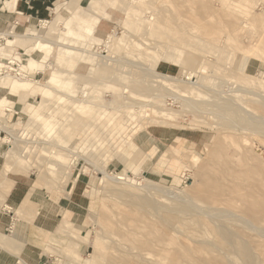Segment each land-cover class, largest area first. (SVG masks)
I'll return each instance as SVG.
<instances>
[{"label":"rangeland","instance_id":"rangeland-1","mask_svg":"<svg viewBox=\"0 0 264 264\" xmlns=\"http://www.w3.org/2000/svg\"><path fill=\"white\" fill-rule=\"evenodd\" d=\"M67 1L56 27L46 24L54 20L53 12L40 25L27 24L16 34L43 28L41 38L57 41L64 36L72 47L91 46L97 54L106 45L103 53L116 63L105 73L100 62L86 60L84 55L62 57L66 62L60 65L56 47L50 60L52 71L36 72L35 64L26 69L39 82L24 88L26 102L33 105L27 116L21 98L0 89V98L7 97L15 104L11 117H1L0 109V126L23 133L24 123L44 101L41 88L54 71L63 68L66 72V82L52 86L54 93L43 104L40 117L45 120L28 124L29 133L17 145L2 141L7 144L3 154L13 151L18 156L10 162L8 170H13L7 175L28 170L24 175L40 194L39 202L29 197L28 214L37 216L45 207L44 193L56 199L74 196L71 216L60 217L64 220L56 224L55 232L40 236L44 264H81L79 261H91V255L98 258L95 264H264V136L251 127L264 130V100L237 92L245 83L243 73L264 79V0H232L245 2L243 14L235 11L240 10L235 8L237 3L226 8L221 0H114V4L112 0H77L71 14L73 0H58L55 5L52 1L46 6L54 9L57 3ZM105 13L110 19L102 21L94 36L100 41L95 42L91 37L94 28L85 23L80 26V17H104ZM68 30L73 36L67 35ZM81 30L86 31L82 37ZM109 36L111 43H107ZM123 36L130 41L120 45L118 39ZM4 44L0 41V46ZM149 48L174 51L186 62L182 67L160 62L158 73L181 78L183 69L184 81L203 82L206 88L187 87L189 103H181L159 88L165 96L159 105L152 100L156 91L149 85L154 79L137 67L154 53ZM26 49L19 42L11 53L22 57ZM28 51V57L44 55ZM169 66L175 73H166ZM12 82L4 83L14 85ZM216 102L221 105L217 107ZM223 104L232 109L226 118L220 116ZM156 108L179 115L164 118L155 113ZM242 108L247 115L238 111ZM18 122L24 125L16 129L13 125ZM8 137L0 128V139ZM21 152L23 157L18 155ZM100 165L110 175L129 174L128 181L139 190L145 187L139 185L145 177L158 183L163 191L162 198L156 196L160 209L142 204L135 195L118 197L111 192L103 174L95 169ZM181 165L184 168L179 172L173 168ZM75 204H82L80 212ZM181 204L189 208L188 213L171 212ZM76 211L79 216L75 217ZM25 214L17 215L18 219L32 225L33 216ZM65 223L85 237L87 244L74 235L59 234ZM25 225L20 226L24 234L28 231ZM136 226H143V231L136 234ZM72 242H79L82 258ZM242 245L250 247L249 253Z\"/></svg>","mask_w":264,"mask_h":264},{"label":"crops","instance_id":"crops-1","mask_svg":"<svg viewBox=\"0 0 264 264\" xmlns=\"http://www.w3.org/2000/svg\"><path fill=\"white\" fill-rule=\"evenodd\" d=\"M52 1H54L53 5H55V3L58 0H0V32H3L0 33V40L1 37H4V40L2 41H5V44L0 46V51L1 49L4 50V52L1 55H4L5 58L16 57L18 60L22 61L24 67L29 70H31V67L35 64L36 72H46L47 70L52 71L54 69V66L51 65L50 60L56 48L52 50V54L50 56H46L45 53L40 57L38 55L37 56L35 55V57L34 56L28 57L27 55L28 50H32V51L36 50V52L39 54L50 49L49 48L50 45H48L45 42L40 44H34L31 43L30 41L27 42L28 39L30 38L37 36L40 37L39 34L42 28L40 30L38 29L29 30V32L26 35L20 36L16 34L17 31H22L24 28H27L28 26L27 24L38 23L40 25L42 22H44L43 18L51 16L53 12L55 18L53 21H49V22H52L56 27L58 19L63 18L62 11L66 10V9L63 10V8L66 5V3H68V1L65 3H57L54 9L48 6L49 4H52ZM46 3H48L47 6ZM69 14H71V12ZM83 18L84 17H80V21ZM108 19H110V17L109 14L107 13L104 14V17L101 16L99 17V21L91 33L92 34L91 37L93 41L95 42L100 41L94 38V36H96L95 33L98 30V28H100L102 21ZM81 25L84 24H80V26ZM85 26L88 28L87 25ZM9 29L10 31H7ZM86 31L83 32L81 30V37H82V33H86ZM45 33L47 36L48 31ZM67 35H69L70 37L73 36V31L68 30ZM19 42L22 44V46L27 48L26 53L22 57H20L16 53L15 54L11 53L12 49ZM4 56L1 57L4 58ZM28 58H30L31 60H28ZM55 59L57 63V58ZM165 68H166V73L168 74H173L176 71L173 67L170 66ZM0 89L8 90L9 94L20 97L21 98L20 101L24 105L23 113L26 116L29 114L33 105L26 102L25 99L26 96H24L25 91L16 88L12 84L5 85V83L0 85ZM0 101H1L0 109L1 112H3V115H1V117L3 116L11 117L14 113L13 112L15 106L14 102L10 101L7 97L0 98ZM27 122L24 124L27 125ZM21 124H22L21 122H18L17 124H14L13 127L16 129L21 128L24 125L23 124L21 126ZM5 146H7V144L3 143L1 138L0 139V174L3 173V170L7 164V159H5L6 163L4 161L7 152L3 154ZM12 170L13 168L9 172H11ZM28 173H29L28 170L26 171L24 170V174H28ZM24 174L18 173V174H8L6 176L0 175V264H44L45 260L43 255L41 254L39 247L40 236L52 234L53 232H55L56 224L64 220V219H60V217L65 218L68 214H70L71 216V214L73 213L71 204L73 202L74 196H69L67 198L58 197V199H56L53 196H49L48 194L44 193L43 195L42 194L41 195H42V203L45 205V207L44 208L41 207L39 209V214L37 216L34 214H28L27 212L29 209L26 210L25 216L27 218L29 216H33L32 225H30L28 222H21L17 217V211L22 209L25 201L29 197H31L32 200H35L37 202L41 201L40 194L38 192L35 193L36 188L34 183L29 180V176ZM33 204H35L34 201ZM75 205L77 206V211L80 212V210L83 208L82 204L81 205L75 204ZM77 211L74 214L75 217L79 216ZM74 220H75L74 222H78V219H74ZM25 224H28L29 226H26ZM24 225L25 228L28 229V231L25 234L24 232L21 231L22 230L21 227L22 226L24 227ZM15 227L17 229H15ZM70 227H72L70 223H65L63 226L59 228L58 233L67 236L74 235L73 238H77V240H80L81 243L85 244L84 242L85 237L82 238L79 234L72 232L70 230ZM52 241H55V239H52ZM71 245H74L77 256L82 258V256L77 250L79 247V242H72ZM68 256H70L69 253ZM79 263L84 264L82 261H79Z\"/></svg>","mask_w":264,"mask_h":264},{"label":"bare ground","instance_id":"bare-ground-1","mask_svg":"<svg viewBox=\"0 0 264 264\" xmlns=\"http://www.w3.org/2000/svg\"><path fill=\"white\" fill-rule=\"evenodd\" d=\"M103 1H107V0H103ZM244 1V0H243ZM78 3L77 0H73V2L70 4L69 6V11L71 13H74L76 10V4ZM112 3L114 4V0H112ZM234 3H237L235 1H232V0H221V6L223 7H226V8H230L231 6L234 5ZM82 4V3H81ZM245 4V2L243 3ZM242 3H237V6H235L236 9H240L239 11L238 10H235L236 12H239L241 14L244 13L243 10H241L242 6H243ZM244 7V6H243ZM99 21V16L97 17H93V16H86L84 17L81 22L85 25H87L88 27H91V28H94L97 23ZM254 22V21H253ZM46 23V22H45ZM47 26H54L52 22H49V23H46ZM251 24V23H250ZM245 25V24H244ZM46 26V25H45ZM246 27V26H244ZM43 29V28H42ZM4 35V34H3ZM7 36V35H6ZM14 36V35H13ZM16 36V35H15ZM21 36V35H20ZM19 36V37H20ZM26 37V36H24ZM26 39V38H24ZM110 39L112 40V36H109V41L107 43H111L110 42ZM1 40H4V37H1ZM67 40L68 38L66 39L64 36H62L60 39L58 38L57 41H49L45 38H41V37H33V38H30L28 39L27 42H31V43H34V44H40V43H47L48 45H50V49L47 50V51H44L42 52V54L45 53L46 56H50L51 53H52V50L54 49V47H59V50H58V53H59V56L62 58L64 57V59H68V58H73L75 56H78V55H84L83 57H86V60L90 59V60H93V59H96L98 62H100L101 64V71L102 73H105L108 68H110V65L111 64H114L116 63L115 60H113L112 58L108 57L107 55H105L103 53V51H105V48H106V45H103L104 46V49H102L101 53L97 54L95 53L94 50L91 49V46H86L85 48H78V47H72L71 45H69L67 43ZM119 40V43L120 45H124V44H127L130 40L126 37V36H123L121 37ZM137 46L140 47L142 46L140 43L138 44L137 43ZM40 48V47H39ZM37 49V48H36ZM147 50H153L154 53L149 57V60L147 61L146 64H140L139 66H137L140 70L143 71V73L145 74H148L151 78H153L154 80H151V83H149L150 85V88L155 90L156 94L153 95L152 97V100H156L158 102V104H162L164 99H165V96L160 94L159 92V88L167 91L168 94H170V96L172 98H174L175 100H180L181 103H189L190 99H189V92L187 91V87H190L191 89L194 88V89H205V85L201 83H199L198 81H191V82H186L184 81V79L182 78L184 73H185V70L182 69V77L179 78V77H176V76H168V75H162L160 73L157 72L156 70V67L157 65L160 63V62H169V63H178V65H180L181 67L184 65H186V62L184 61V59H182V56L181 55H177L174 51H171V50H160L159 48H149ZM29 51H27L28 53ZM36 52V50L34 51ZM3 53V49H1L0 51V85H2L5 81H7L8 79H12L14 82H12L16 88L22 90V91H26L25 89L27 87H34L35 84L39 83L38 81L32 79L33 77V73H28V70H26V68L24 67L23 65V62L18 60L16 57H8V58H5L4 55H1ZM107 53V52H106ZM1 56H4L1 57ZM64 59L62 58L61 61L59 60L57 64H60V65H63L65 64L66 61H64ZM117 63H121V62H118ZM15 65H17V67H15ZM197 67V66H196ZM203 71H206V67H204V70ZM14 73V74H12ZM66 74L65 70L62 69H58L57 71H54L53 73V76L51 77V79L47 82L46 86L44 88H41V91H43L41 94L43 97H44V101L43 103L39 106L38 110L35 111L34 115L33 116H30L28 122H27V127H26V130L23 132V133H15L13 132L12 130L10 129H6L5 127L3 126H0L1 130H4L6 131L8 134H9V137L8 139H2L3 142H6L7 143H12L14 145H17L19 143V141H22V140H25V135L29 133L30 130H28L27 128H29L28 124L34 122L35 120H45L46 117H40V111L41 109L43 108V104L45 103L46 104V99H48L47 97L50 96V94L54 93L53 91V88H51L52 86H55V85H60L62 83H65L66 82V79L64 78V75ZM75 77H77L76 74H74ZM244 80H245V83L244 85L239 88V90H237V92H241L243 93L244 95L246 94H249L250 96L254 97V98H260L261 100H264V95L261 94V91H264V79H258V78H255L254 76H251V75H248L246 73H243L242 74ZM157 85V86H156ZM25 88V89H24ZM73 93V92H72ZM173 93L176 95H173ZM172 94V95H171ZM73 97V96H71ZM23 98V96H22ZM173 99V100H174ZM49 100V99H48ZM232 100V99H230ZM229 100V101H230ZM234 100V99H233ZM220 101V100H219ZM212 102V101H211ZM231 102V101H230ZM236 102V101H234ZM1 103V101H0ZM210 103V102H209ZM218 104L220 103H215V105L218 107ZM231 104V103H229ZM221 105V104H220ZM227 105V104H226ZM234 105V104H233ZM196 106V105H195ZM198 106V105H197ZM231 106V105H230ZM167 107V106H166ZM185 107V106H184ZM240 107V106H239ZM196 108V107H195ZM241 108V107H240ZM157 109V108H156ZM155 109V110H156ZM220 109V107H219ZM186 110V109H185ZM222 111V114H220V116H224L223 118H226L225 115H227L229 113V111H231L232 109L231 108H228V107H224V104H223V107L220 109ZM9 111V110H8ZM236 111V110H235ZM238 111H241V112H245V109H239ZM14 112V111H13ZM210 112V111H209ZM212 112V111H211ZM234 112V111H233ZM159 116L161 117H164V118H171V117H174V118H177L179 115L177 112H172L170 110H159L157 109L156 112ZM246 115L248 114L247 111L245 112ZM244 113V114H245ZM206 114V113H205ZM154 115V114H153ZM218 115V113H217ZM235 115H237L235 113ZM239 115V114H238ZM241 119L242 115L240 114L239 115ZM154 117H156L154 115ZM232 118V117H230ZM233 119V118H232ZM251 119V118H250ZM231 120V119H230ZM235 120V119H233ZM232 121V120H231ZM236 122V120H235ZM253 122H256L255 120ZM43 124V122H41ZM230 124H233V121L230 123ZM235 124V123H234ZM260 125V124H258ZM257 125V126H258ZM232 126V125H231ZM252 128H258L257 129V132L259 130V132H261V136L263 135L264 136V130H262L261 128L259 127H256L254 125L251 126ZM254 131V130H253ZM216 141L214 142V144L216 145L217 143V138H215ZM6 140V141H5ZM129 141V139H128ZM127 141V142H128ZM180 151V150H179ZM19 156H22L24 155L23 152L19 153L18 154ZM15 157H18L17 154L13 151H9L8 154L6 155V158L7 159V164L3 170V173L0 174L1 176H6L7 173H8V167L10 165V162L15 159ZM200 159V156H197L195 158V160L199 161ZM259 160V159H258ZM262 163H264L262 161ZM89 164V163H88ZM135 163H132L131 165H133ZM199 164V162L196 163V165ZM130 165V166H131ZM90 166H93V165H90ZM256 166V165H254ZM199 167V166H198ZM176 171H181L184 167L181 165L179 167H173ZM96 171H98L100 174H103V176L105 177L104 178V183L106 186H108L110 188V191L111 192H114L115 194L118 195V197L120 196H127V195H130V196H134L135 195V198H137L139 200V202H143L142 204H145V205H157V207L159 208V205L158 204H161L160 202L156 201L157 197H160L162 198L163 196L161 194H163V191L162 189L160 188L161 186L158 185V183H155V182H150V181H147L146 180V177L143 181V183H140L139 185H142L144 188L143 189H140L141 191H145L146 193L145 194H142L140 192V190L138 189V186H135L133 184H131L128 179L130 178L129 174H117V175H110V173L107 171L106 167H103V166H96L95 167ZM69 175V174H68ZM78 175V174H77ZM70 176V175H69ZM77 178L76 177L74 179V183H76L77 181ZM263 179V178H262ZM72 183V182H71ZM145 183V184H144ZM150 190H154L155 193H151ZM92 195L94 193V191H91L90 192ZM157 196V197H156ZM156 202V203H155ZM158 202V203H157ZM162 202V201H161ZM179 203V202H178ZM163 204V203H162ZM264 204V203H263ZM31 205V202H30V198H28L22 209H20L19 211H17V215H23L26 213V210H28ZM135 205V204H134ZM138 206V205H137ZM165 205H163L162 207H164ZM179 206V207H178ZM178 206H172L173 208L171 212H174L173 209L176 211H179V210H183V211H186V213L189 212V208L185 207L184 205H178ZM188 206V205H187ZM152 207V206H150ZM181 207V208H180ZM189 207V206H188ZM191 207V206H190ZM170 208V207H168ZM167 208V209H168ZM138 209V208H137ZM160 209V208H159ZM165 209V208H164ZM166 209V210H167ZM140 210V209H139ZM144 210V209H143ZM163 210V208H162ZM156 211V209H155ZM164 211V210H163ZM157 212V211H156ZM160 212V210H159ZM170 212V213H171ZM174 213H177V212H174ZM185 213V212H184ZM185 213V214H186ZM133 214H131V217H132ZM162 215V213H161ZM206 216V215H205ZM136 217V215H135ZM210 217V216H209ZM163 218V216L161 217ZM208 218V217H207ZM211 218V217H210ZM213 219V217L211 218ZM106 220V219H105ZM131 221V220H130ZM164 221V220H163ZM212 221V220H211ZM215 224V222H214ZM130 225V224H129ZM112 227L111 225H106V228L107 229V232L108 233H111L112 231L110 228ZM174 227V226H173ZM136 231L135 233H141L143 231V226L140 227V226H136L135 227ZM143 228V229H142ZM133 229V227H132ZM174 229V228H172ZM130 231V230H129ZM182 231V229H181ZM223 231V230H222ZM179 233V231L177 232ZM232 233V232H231ZM131 234V233H130ZM176 234V232H175ZM229 234V233H228ZM227 235V234H226ZM114 235L112 234V237ZM148 241V240H147ZM84 242L87 243L88 240L87 239H84ZM98 243V242H97ZM144 243V242H143ZM147 244V243H146ZM145 244V245H146ZM166 244V243H165ZM206 244V243H205ZM247 244V243H246ZM212 245V244H211ZM98 246V245H97ZM148 246V245H147ZM150 246V245H149ZM242 247H245L248 252V248L250 247H247L246 245ZM95 248H97L95 246ZM103 249V248H102ZM75 252V250H73ZM245 251V252H246ZM250 251V249H249ZM73 252V253H74ZM221 252V251H220ZM252 252V251H251ZM249 253V252H248ZM198 254V253H197ZM204 255V254H203ZM206 255V254H205ZM250 255V254H248ZM72 256V255H71ZM245 256V254H244ZM91 261H83L84 264H95L98 262V258L95 256V255H91ZM100 258V257H99ZM227 258V257H226ZM248 258V257H247ZM80 259V257H79ZM213 259V258H212ZM250 259V258H249ZM248 259V261H249ZM251 261H254V260H251ZM249 261V262H251ZM230 262V261H229ZM228 262V263H229ZM218 263H220V261H218ZM227 263V264H228ZM224 264V263H222ZM231 264V262L229 263Z\"/></svg>","mask_w":264,"mask_h":264},{"label":"built area","instance_id":"built-area-1","mask_svg":"<svg viewBox=\"0 0 264 264\" xmlns=\"http://www.w3.org/2000/svg\"><path fill=\"white\" fill-rule=\"evenodd\" d=\"M0 41H2V40H0ZM16 67H17V65H15Z\"/></svg>","mask_w":264,"mask_h":264}]
</instances>
